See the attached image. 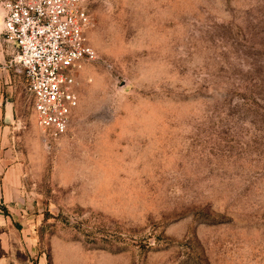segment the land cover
Returning a JSON list of instances; mask_svg holds the SVG:
<instances>
[{"label":"rangeland","instance_id":"rangeland-1","mask_svg":"<svg viewBox=\"0 0 264 264\" xmlns=\"http://www.w3.org/2000/svg\"><path fill=\"white\" fill-rule=\"evenodd\" d=\"M82 4L98 59L69 131L18 89L0 144L20 176L0 264H264V0Z\"/></svg>","mask_w":264,"mask_h":264},{"label":"built area","instance_id":"built-area-1","mask_svg":"<svg viewBox=\"0 0 264 264\" xmlns=\"http://www.w3.org/2000/svg\"><path fill=\"white\" fill-rule=\"evenodd\" d=\"M4 41L14 49L8 66L24 79L37 122L49 138L69 131L79 102L78 72L98 59L82 0H0Z\"/></svg>","mask_w":264,"mask_h":264},{"label":"crops","instance_id":"crops-1","mask_svg":"<svg viewBox=\"0 0 264 264\" xmlns=\"http://www.w3.org/2000/svg\"><path fill=\"white\" fill-rule=\"evenodd\" d=\"M2 13L3 10L0 8V32L2 27ZM12 55L13 50L11 48V57ZM5 56V53L2 52L0 56V144L8 140L9 145L12 146L13 133L17 129L16 125L20 118L17 102L21 93L18 92V89L24 93L25 83L22 77L11 74L10 69L6 65L10 60L6 61ZM8 151L10 153L13 152L12 149ZM8 151L5 155L4 152H0V203H8V197L13 198L14 201L15 197H19L20 191V176L17 172L18 166L14 164L13 160L9 159L13 155L9 156Z\"/></svg>","mask_w":264,"mask_h":264}]
</instances>
